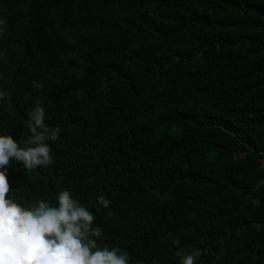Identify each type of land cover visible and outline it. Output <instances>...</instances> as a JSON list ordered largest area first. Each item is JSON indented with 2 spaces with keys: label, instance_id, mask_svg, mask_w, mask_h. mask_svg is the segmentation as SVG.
<instances>
[{
  "label": "trees",
  "instance_id": "1",
  "mask_svg": "<svg viewBox=\"0 0 264 264\" xmlns=\"http://www.w3.org/2000/svg\"><path fill=\"white\" fill-rule=\"evenodd\" d=\"M0 19V131L26 139L36 104L60 128L50 164L6 165L18 203L69 190L129 264H264V0H0Z\"/></svg>",
  "mask_w": 264,
  "mask_h": 264
},
{
  "label": "clouds",
  "instance_id": "2",
  "mask_svg": "<svg viewBox=\"0 0 264 264\" xmlns=\"http://www.w3.org/2000/svg\"><path fill=\"white\" fill-rule=\"evenodd\" d=\"M33 86L41 87L39 81H33ZM8 96L0 89V101ZM24 123L30 133L26 139L16 141L9 132L0 131V264H129L127 251L98 246L102 231L94 224L93 212L69 190L59 191L55 203L38 199L31 207L9 194L6 165L10 159L27 169L50 164L49 142L57 140L60 132L59 127L49 128L46 124L45 109L40 104L27 112ZM97 199L104 207L109 204L102 195ZM172 243L179 244V240L172 238ZM201 251L177 249L175 255L179 264H196Z\"/></svg>",
  "mask_w": 264,
  "mask_h": 264
}]
</instances>
